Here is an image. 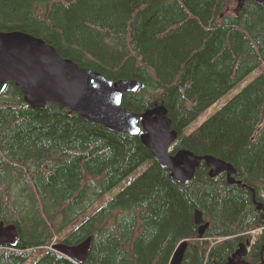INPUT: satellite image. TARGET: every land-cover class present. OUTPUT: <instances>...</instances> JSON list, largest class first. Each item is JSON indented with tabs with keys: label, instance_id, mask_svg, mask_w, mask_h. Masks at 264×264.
I'll use <instances>...</instances> for the list:
<instances>
[{
	"label": "trees",
	"instance_id": "obj_1",
	"mask_svg": "<svg viewBox=\"0 0 264 264\" xmlns=\"http://www.w3.org/2000/svg\"><path fill=\"white\" fill-rule=\"evenodd\" d=\"M234 2L0 0V32L40 38L111 82H137L122 107L142 114L162 105L178 133L172 153L216 157L244 186L225 174L210 178L203 162L181 185L139 136L110 132L56 104L34 109L9 82L0 95V223L13 224L17 240L0 247V264H80L50 246L88 237L81 264H170L184 241L180 264H225L247 239L253 244L242 261L264 264V211L252 200L264 205V2L247 0L238 15ZM197 210L209 224L201 239Z\"/></svg>",
	"mask_w": 264,
	"mask_h": 264
},
{
	"label": "water",
	"instance_id": "obj_2",
	"mask_svg": "<svg viewBox=\"0 0 264 264\" xmlns=\"http://www.w3.org/2000/svg\"><path fill=\"white\" fill-rule=\"evenodd\" d=\"M245 1L236 0V15ZM255 2L260 4L264 0ZM9 82L20 90L24 103L34 109L56 104L59 109H68L86 122L101 125L108 131L138 135L155 160L169 170L171 179L182 185L192 180L201 161H204L210 178L226 173L230 184L244 187L240 180L230 178L236 177L237 172L222 160L211 156L198 157L185 150L170 155V147L178 133L171 130L164 107L155 106L142 114H133L122 108L123 95L140 87L137 82H111L80 68L58 55L40 38L21 31L0 32V95ZM252 200L258 210L264 211V205L257 202L254 195ZM194 224L198 226L197 235L201 239L209 224L204 222L198 210L194 213ZM16 240V227L0 223V247L13 246ZM90 242L88 237L75 246L58 243L52 246V250L81 264L90 250ZM248 245V241L240 244L225 264H245L242 258L248 254ZM186 248L187 242H181L173 252L170 264H180Z\"/></svg>",
	"mask_w": 264,
	"mask_h": 264
},
{
	"label": "rangeland",
	"instance_id": "obj_3",
	"mask_svg": "<svg viewBox=\"0 0 264 264\" xmlns=\"http://www.w3.org/2000/svg\"><path fill=\"white\" fill-rule=\"evenodd\" d=\"M231 6V10L232 11L235 6H236V0L234 2V5H230ZM234 6V7H233ZM264 68V66L262 67ZM257 75V72L251 76L248 80L251 81L255 76ZM243 87V86H242ZM240 90V88L236 89L235 91L231 92L228 96H226L225 98H223L220 102H218L217 104H215L213 107H211L202 117H199L197 122H194L187 130L185 133H189L192 131V129L198 127L200 124H202L207 118H209L211 115H213L216 111H218L231 97H233L238 91ZM263 125V124H262ZM262 125L260 126V128L262 127ZM141 172V169H139L138 171L134 172L130 177H128L127 179H125L122 184L120 186H118L115 190H113L112 192H110L109 194H107L100 202H98L95 207L92 208V210H90L88 212V214L93 213L95 210H97L100 206H102L103 204H105L111 197H113L120 189H122L131 179L135 178L136 176H138ZM264 196V194H262ZM87 214V215H88ZM258 230L255 232V236L258 235Z\"/></svg>",
	"mask_w": 264,
	"mask_h": 264
},
{
	"label": "bare ground",
	"instance_id": "obj_4",
	"mask_svg": "<svg viewBox=\"0 0 264 264\" xmlns=\"http://www.w3.org/2000/svg\"><path fill=\"white\" fill-rule=\"evenodd\" d=\"M246 1H247V0H246ZM246 1H245V2H246ZM215 158H216V157H215ZM216 159H217V158H216ZM53 244H54V243H53ZM1 248H2V247H1Z\"/></svg>",
	"mask_w": 264,
	"mask_h": 264
},
{
	"label": "flooded vegetation",
	"instance_id": "obj_5",
	"mask_svg": "<svg viewBox=\"0 0 264 264\" xmlns=\"http://www.w3.org/2000/svg\"><path fill=\"white\" fill-rule=\"evenodd\" d=\"M254 203V202H253Z\"/></svg>",
	"mask_w": 264,
	"mask_h": 264
}]
</instances>
